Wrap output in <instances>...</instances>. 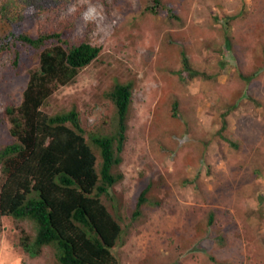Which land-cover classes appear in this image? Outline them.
Masks as SVG:
<instances>
[{
  "label": "rangeland",
  "instance_id": "1",
  "mask_svg": "<svg viewBox=\"0 0 264 264\" xmlns=\"http://www.w3.org/2000/svg\"><path fill=\"white\" fill-rule=\"evenodd\" d=\"M161 2L70 0L58 11H26L21 30L67 29L72 43L101 49L43 111L75 108L88 134L111 133L109 93L133 84L115 171L123 178L104 198L123 227L113 249L120 264H264V0ZM183 52L209 78L181 77ZM37 64L0 56V148L12 142L6 110L21 104ZM35 233L27 220L0 217V264H57L52 248L37 257L24 249Z\"/></svg>",
  "mask_w": 264,
  "mask_h": 264
},
{
  "label": "trees",
  "instance_id": "2",
  "mask_svg": "<svg viewBox=\"0 0 264 264\" xmlns=\"http://www.w3.org/2000/svg\"><path fill=\"white\" fill-rule=\"evenodd\" d=\"M69 1L0 0V56L14 55L15 66L38 60L21 104L6 110L12 142L0 148V217L33 224V241L22 239L32 257L52 248L57 264H120L113 249L123 227L104 198L123 178L115 171L127 141L134 86L118 82L109 93L116 110L114 132L88 134L77 109L51 115L43 107L59 88L73 84L101 49L87 40L72 43L67 29L49 28L37 35L20 29L26 11H58ZM181 65V77L209 78L191 67L185 52ZM242 78L250 82L254 77ZM226 128L224 121L220 134ZM146 195L147 190L141 193L133 219L141 215ZM213 219L210 214L209 226Z\"/></svg>",
  "mask_w": 264,
  "mask_h": 264
},
{
  "label": "clouds",
  "instance_id": "3",
  "mask_svg": "<svg viewBox=\"0 0 264 264\" xmlns=\"http://www.w3.org/2000/svg\"><path fill=\"white\" fill-rule=\"evenodd\" d=\"M94 9H89V13L93 12ZM85 18L87 19L88 18V13L85 14Z\"/></svg>",
  "mask_w": 264,
  "mask_h": 264
}]
</instances>
